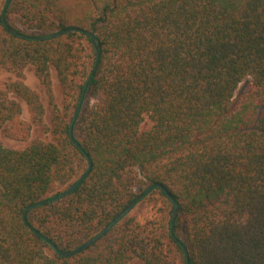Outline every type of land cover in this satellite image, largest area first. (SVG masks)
<instances>
[{"label": "trees", "instance_id": "1", "mask_svg": "<svg viewBox=\"0 0 264 264\" xmlns=\"http://www.w3.org/2000/svg\"><path fill=\"white\" fill-rule=\"evenodd\" d=\"M6 2L0 66L20 79L34 68L51 105L54 69L68 102L49 129L38 92L21 80L0 88V134L25 142L43 126L55 139L23 150L0 140V264H186L176 239L190 264H264V0H12L6 21L20 33L81 30L48 40L12 33ZM92 74L73 131L81 150L69 112ZM247 79L252 90L234 106ZM89 158L78 189L26 222V209L81 178ZM156 183L178 202L173 233L160 188L71 257L31 228L74 250ZM152 202L157 216L141 222L134 211Z\"/></svg>", "mask_w": 264, "mask_h": 264}, {"label": "rangeland", "instance_id": "2", "mask_svg": "<svg viewBox=\"0 0 264 264\" xmlns=\"http://www.w3.org/2000/svg\"><path fill=\"white\" fill-rule=\"evenodd\" d=\"M24 77L19 78L18 73L14 71H10L6 68H3L0 66V88L4 91H7V87L10 83L16 82V81H23L26 83L29 87H31L33 90L39 93L41 100L46 108V113L43 119L44 126L51 129L53 126V121L55 117V113L59 112L61 114L64 113L65 105L68 102V99L63 94V91L61 89L60 83L57 78V74L54 69L51 70V77H52V89H53V105L50 104V98L46 92L45 87L41 84L39 79L35 75V70L32 67H28L23 71ZM252 90V80L247 79L244 82H242L239 86V88L236 91L235 94V101L234 106H238L243 96L249 94ZM9 97L16 99L22 106L23 113H22V119L26 121H30L31 116L28 110V106L26 102L13 95L9 94ZM94 100L91 101V103ZM73 111L71 110L69 112V117L73 114ZM153 123L149 119V117L146 118V121L143 124L142 129L147 130L152 127ZM40 139L45 142H55L54 136L50 133H47L43 126H34L31 138L28 141L22 142V141H15L5 136V134L2 132L0 134V140L3 143V145L10 149L15 150H23L27 148L34 140ZM157 209L158 206L152 202L149 204H146L143 208L137 209L134 211V213L137 215L138 219L141 222H144V220H147L153 216H157ZM130 264H140L139 260L134 259Z\"/></svg>", "mask_w": 264, "mask_h": 264}, {"label": "water", "instance_id": "3", "mask_svg": "<svg viewBox=\"0 0 264 264\" xmlns=\"http://www.w3.org/2000/svg\"><path fill=\"white\" fill-rule=\"evenodd\" d=\"M11 1L12 0H7L6 2V5L4 7V10H3V13H2V18H3V24L12 32L14 33L16 36L20 37V38H23V39H31V40H48V39H52V38H55L57 36H60V35H63L65 33H68V32H74V31H77V32H81V30L79 28H68L66 30H62V31H58V32H53V33H50V34H46V35H40V36H30V35H27V34H23V33H20L18 31H16L14 28L10 27L6 21V11L8 9V7L10 6L11 4ZM88 36L91 37L92 41L94 44H96V37L93 33L89 32V31H86L85 32ZM99 54V53H98ZM97 63L96 62V66H97ZM95 71V69H94ZM93 74L90 76V78L88 79V82L83 90V94H82V98L75 110V113H74V117H73V121H72V124H71V127H70V134H71V138H72V141L81 149L83 150L82 148V145L76 140V138L74 137V126H75V123L80 115V112L82 110V107L84 105V100H85V96H86V90H87V86H88V83L89 81L91 80ZM89 163H90V166H89V169L88 171L81 177L79 178L76 182H74L72 185L68 186L67 188L63 189L62 191H60L59 193L45 199V200H42V201H39V202H36L34 204H31L27 209H26V214H25V221L27 222V214L30 210L32 209H35L37 207H40L42 205H45L47 203H50L52 201H56V200H60L64 197H67V196H70L71 194H73L77 189L78 187L80 186V184L82 183V181L84 180V178L90 173L91 169H92V160L89 158ZM157 188H160L162 189L166 194L167 196L173 201V204H174V212H173V218H172V222H171V232L173 233V226H174V223H175V219L177 217V213H178V202L173 198L172 194L169 192V190L161 183H156V184H153L151 186H149L146 191L142 194V196H140L128 209H126L122 214H120L109 226H107L105 229H103L100 233H98L96 236H94L92 239H90L89 241L85 242L84 244H82L81 246H79L78 248L74 249V250H71V251H67V252H64V251H61L54 243H52V241L47 237L45 236L42 232H40L38 229H36L35 227H32L31 228L33 229L34 232H36L41 238H43L45 241H47L49 244H51L53 246V248L55 249V251L63 256V257H71V256H74L84 250H86L87 248H89L91 245H93L97 240H99L100 238H102L106 233H108V231H110L113 227H115L117 224H119L127 215H129L132 210L135 208V206L140 202L142 201L145 197H147L153 190L157 189ZM177 242L180 244V246L182 247L185 255H186V258H187V263L186 264H190L189 262V255H188V249L186 247V245L180 240V239H176Z\"/></svg>", "mask_w": 264, "mask_h": 264}]
</instances>
